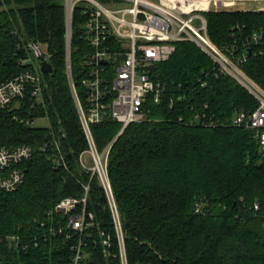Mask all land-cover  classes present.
Wrapping results in <instances>:
<instances>
[{
    "label": "trees",
    "instance_id": "16d2710c",
    "mask_svg": "<svg viewBox=\"0 0 264 264\" xmlns=\"http://www.w3.org/2000/svg\"><path fill=\"white\" fill-rule=\"evenodd\" d=\"M64 2L0 4V83L31 66L29 43L40 44L53 66L39 97L27 94L20 110L0 111V147L34 151L22 164L24 183L0 191V237L21 241L0 244L1 264H74L79 247L80 264H121L122 247L129 264H264V155L256 131L232 122L259 104L191 42H178L168 61L152 67L165 91L159 103L146 102L142 121L122 134L113 120L91 126L99 151L111 145L121 243L108 191L80 163L89 145L66 75ZM205 17L212 42L246 53L243 70L264 90V37L252 40L264 34V10ZM83 22L77 12L72 61L82 98ZM42 117L49 127L27 123ZM67 198L77 200L75 209L56 213ZM72 216L84 217L82 231L70 226Z\"/></svg>",
    "mask_w": 264,
    "mask_h": 264
},
{
    "label": "built area",
    "instance_id": "2783aa9c",
    "mask_svg": "<svg viewBox=\"0 0 264 264\" xmlns=\"http://www.w3.org/2000/svg\"><path fill=\"white\" fill-rule=\"evenodd\" d=\"M64 3L65 69L89 145L80 161L84 164L83 156L89 154L96 165L89 170L107 171L111 149L110 145L103 151L98 150L91 126L113 120L122 125V134L130 124L142 121L146 102L152 99L159 103L165 91V86L152 77L151 69L155 64L168 61L178 42L198 46L213 60L219 72L233 77L256 98L259 107L250 114L237 116L232 122L237 127L256 131L264 155V90L243 70L248 55H238L235 46L218 48L208 34L205 14L211 10L224 11L225 5L235 4V0H65ZM77 12L84 18L86 42L84 76L80 80L83 98L75 81L72 61ZM263 37V33H255L252 40L259 43ZM25 48L29 52L27 63L31 66L0 83V111L20 110L27 94L33 97L41 94L44 73L41 67L42 63H50L49 55L38 43H29ZM27 123L33 124L30 120ZM33 152L32 146L26 144L0 147V191L14 192L24 183L26 173L22 164L32 158ZM76 205L77 200L67 198L55 207V212L67 214ZM255 209L258 210L259 205L256 204ZM70 226L82 231L84 217L72 216ZM117 228L123 243L118 224ZM4 241L16 247L21 242L16 236L0 237V244ZM83 258L79 247L74 264H80ZM121 259V264H129L124 247Z\"/></svg>",
    "mask_w": 264,
    "mask_h": 264
},
{
    "label": "rangeland",
    "instance_id": "374dc122",
    "mask_svg": "<svg viewBox=\"0 0 264 264\" xmlns=\"http://www.w3.org/2000/svg\"><path fill=\"white\" fill-rule=\"evenodd\" d=\"M264 1V0H263ZM261 6H264V2H261V1H252V0H247L246 1V6L244 8H241L240 6L238 5H235V4H231V5H225V10L224 11H231V10H234V9H242L241 11H245V10H255V9H258L259 7ZM230 9V10H228ZM260 10H264V7L263 9H260ZM44 74V73H43ZM233 78V77H232ZM234 79V78H233ZM239 83V82H238ZM240 84V83H239ZM241 85V84H240ZM243 88H245L243 85H241ZM259 86V85H258ZM260 87V86H259ZM261 88V87H260ZM246 89V88H245ZM262 89V88H261ZM247 90V89H246ZM248 91V90H247ZM249 92V91H248ZM250 93V92H249ZM250 95L256 99L251 93ZM257 101V100H256ZM258 102V101H257ZM259 104V102H258ZM141 121V120H140ZM139 121V122H140ZM33 126L34 127H49L50 126V122H49V119L47 117H42V118H38L36 119L34 122H33ZM82 155V154H81ZM81 155H80V159H81ZM83 160H84V164L81 163L82 167L87 170V171H90V175H91V179L93 177H98L100 183L106 187L105 189L108 191L109 193V198L111 200V208H112V213H113V216L115 217V222L119 225V227L121 228V222H120V218H119V212L117 210V206L115 205L114 201H113V195H112V187H111V182H110V179H109V176H108V167H107V171H103V172H92L91 170H89V168L91 167H95V163L93 162V158L91 157V155L89 154H85L83 156ZM90 168V169H91ZM106 173V174H105ZM89 188V187H88ZM87 188V189H88ZM118 229V232H119V228ZM120 238V236H119ZM121 239V238H120ZM122 261V259H121Z\"/></svg>",
    "mask_w": 264,
    "mask_h": 264
},
{
    "label": "crops",
    "instance_id": "0c3cea01",
    "mask_svg": "<svg viewBox=\"0 0 264 264\" xmlns=\"http://www.w3.org/2000/svg\"><path fill=\"white\" fill-rule=\"evenodd\" d=\"M235 1H236L235 5H238V6H240L241 8H244V7L246 6V1H247V0H235ZM252 1H254V2H256V1L264 2L263 0H252ZM263 7H264V6H261V7H259L258 9H255V10L263 9ZM228 10H230V9H228ZM238 10H242V9H238Z\"/></svg>",
    "mask_w": 264,
    "mask_h": 264
},
{
    "label": "water",
    "instance_id": "95a60500",
    "mask_svg": "<svg viewBox=\"0 0 264 264\" xmlns=\"http://www.w3.org/2000/svg\"><path fill=\"white\" fill-rule=\"evenodd\" d=\"M41 70H42L44 73L50 74V73L53 72V66H52L51 63H42Z\"/></svg>",
    "mask_w": 264,
    "mask_h": 264
}]
</instances>
